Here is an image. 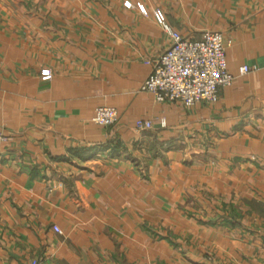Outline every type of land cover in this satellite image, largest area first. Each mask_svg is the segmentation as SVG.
Segmentation results:
<instances>
[{
	"label": "crops",
	"instance_id": "crops-1",
	"mask_svg": "<svg viewBox=\"0 0 264 264\" xmlns=\"http://www.w3.org/2000/svg\"><path fill=\"white\" fill-rule=\"evenodd\" d=\"M158 16L230 41L216 102L141 88ZM0 129V264H264V0H0Z\"/></svg>",
	"mask_w": 264,
	"mask_h": 264
},
{
	"label": "built area",
	"instance_id": "built-area-1",
	"mask_svg": "<svg viewBox=\"0 0 264 264\" xmlns=\"http://www.w3.org/2000/svg\"><path fill=\"white\" fill-rule=\"evenodd\" d=\"M161 28L169 35L171 43L151 62V71L141 88L152 93L157 102L179 101L185 106L198 102L214 103L219 90L232 83L234 76L226 68L225 52L230 41L217 30H205L198 38H185L173 30L164 17L157 18ZM250 67L239 66V74H245ZM92 120L102 126H111L117 121L113 106L100 105L95 108ZM135 128H151L149 120L137 121ZM6 134L0 129V149L6 141ZM58 232L59 229L53 226ZM29 264H39L32 259Z\"/></svg>",
	"mask_w": 264,
	"mask_h": 264
}]
</instances>
